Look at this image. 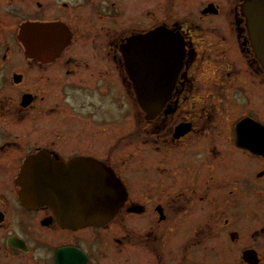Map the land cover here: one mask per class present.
<instances>
[{"label":"flooded vegetation","instance_id":"af4514ba","mask_svg":"<svg viewBox=\"0 0 264 264\" xmlns=\"http://www.w3.org/2000/svg\"><path fill=\"white\" fill-rule=\"evenodd\" d=\"M244 1L0 0V264H264V73ZM26 23L37 25L32 54ZM155 29L180 40L182 57L146 118L131 76L143 69L150 84L153 66H136L128 40ZM136 105L142 173L117 164L132 157L118 145L133 142ZM29 155L45 158L44 172L47 159L103 163L126 188L123 205L78 227L24 205Z\"/></svg>","mask_w":264,"mask_h":264},{"label":"water","instance_id":"95a60500","mask_svg":"<svg viewBox=\"0 0 264 264\" xmlns=\"http://www.w3.org/2000/svg\"><path fill=\"white\" fill-rule=\"evenodd\" d=\"M241 8L250 45L264 72V0H245ZM34 27L37 25L26 23L20 31L27 54H32ZM38 27L50 28L48 24ZM166 32L155 29L128 40L129 55L136 66H139L138 59L141 63L150 60L153 66L150 84L148 77L141 73L143 69L131 76L136 102L146 118H153L161 110L182 57L180 40ZM38 161L46 160L35 155L24 159L17 178L19 198L28 207L48 206L57 220L66 226L102 225L125 201L124 184L101 162L84 159L81 163L71 160L68 164L57 165L47 159L46 167L51 171L44 172L37 169Z\"/></svg>","mask_w":264,"mask_h":264},{"label":"rangeland","instance_id":"374dc122","mask_svg":"<svg viewBox=\"0 0 264 264\" xmlns=\"http://www.w3.org/2000/svg\"><path fill=\"white\" fill-rule=\"evenodd\" d=\"M170 0H163L164 3H168ZM227 44H233V40L232 39H228L227 40ZM260 117L264 118V95H263V101H262V112ZM144 124L142 121V114L139 111L138 106L136 105V111H135V118H134V126H133V142H130V139H128L126 141V137H123L122 139H120L119 141V147H124V149L120 150V155L119 157H126V156H132L131 158L128 157V159L124 158V161H118L117 164L119 165L120 169L124 172H126L127 170H129L130 166H134V171L135 173H142L143 172V162L141 160H139V158L142 157L143 155V150H145L144 148V143L142 142V139H144L145 137H147V134L145 132V129H143ZM130 131V129H129ZM124 132L126 133V131L124 130ZM128 133V132H127ZM126 133V134H127ZM128 143H131L129 145H132V148L134 150V153L131 155H128L127 153H125L128 149L129 146H124L125 144L127 145ZM133 143V144H132ZM123 153V154H122ZM125 153V154H124ZM136 156H140L138 159L134 158ZM111 159V158H108ZM119 159V158H118ZM114 159H112L113 161ZM107 161V160H106Z\"/></svg>","mask_w":264,"mask_h":264}]
</instances>
